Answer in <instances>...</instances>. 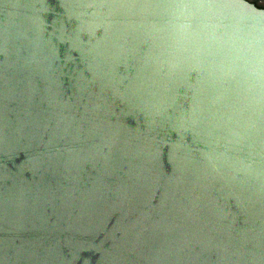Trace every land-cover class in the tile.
Returning a JSON list of instances; mask_svg holds the SVG:
<instances>
[{
  "label": "water",
  "instance_id": "95a60500",
  "mask_svg": "<svg viewBox=\"0 0 264 264\" xmlns=\"http://www.w3.org/2000/svg\"><path fill=\"white\" fill-rule=\"evenodd\" d=\"M0 264H264V8L0 0Z\"/></svg>",
  "mask_w": 264,
  "mask_h": 264
},
{
  "label": "flooded vegetation",
  "instance_id": "af4514ba",
  "mask_svg": "<svg viewBox=\"0 0 264 264\" xmlns=\"http://www.w3.org/2000/svg\"><path fill=\"white\" fill-rule=\"evenodd\" d=\"M248 1H250V2H258V3H260V4H264V0H248Z\"/></svg>",
  "mask_w": 264,
  "mask_h": 264
},
{
  "label": "trees",
  "instance_id": "16d2710c",
  "mask_svg": "<svg viewBox=\"0 0 264 264\" xmlns=\"http://www.w3.org/2000/svg\"><path fill=\"white\" fill-rule=\"evenodd\" d=\"M257 7L264 8V4H260L258 2H253Z\"/></svg>",
  "mask_w": 264,
  "mask_h": 264
}]
</instances>
